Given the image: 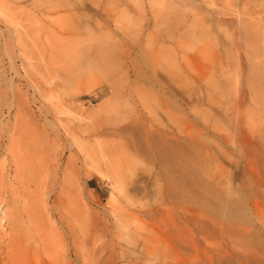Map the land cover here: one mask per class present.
Masks as SVG:
<instances>
[{
    "label": "rangeland",
    "instance_id": "374dc122",
    "mask_svg": "<svg viewBox=\"0 0 264 264\" xmlns=\"http://www.w3.org/2000/svg\"><path fill=\"white\" fill-rule=\"evenodd\" d=\"M0 264H264V0H0Z\"/></svg>",
    "mask_w": 264,
    "mask_h": 264
},
{
    "label": "bare ground",
    "instance_id": "6f19581e",
    "mask_svg": "<svg viewBox=\"0 0 264 264\" xmlns=\"http://www.w3.org/2000/svg\"><path fill=\"white\" fill-rule=\"evenodd\" d=\"M132 50V49H131ZM157 130L158 131H156L158 134L157 135H159L158 136V138L159 139H157V138H155L157 135L156 134H154L153 135V132L152 131H149L148 132V135H149V137H147L145 140V142H143V141H139L138 143H136V144H134V146H135V148L138 150V151H140V152H143V153H148L150 150H153L152 148V143H154V145L156 144L157 146L156 147H158V148H160V149H162V148H167L168 146H170V144H171V139H172V137H171V135H169V133L166 131V130H162V129H159V128H157ZM142 132V131H141ZM133 134V133H132ZM139 134V133H138ZM155 139H157V140H155ZM152 141H155V142H152ZM134 142V141H133ZM175 142V141H174ZM57 145V144H56ZM62 147V146H61ZM163 150H165V149H163ZM59 153L60 152H58V155H59ZM63 153V152H62ZM60 157V156H59ZM170 157V156H169ZM53 161V160H52ZM49 162V161H48ZM53 166H56L55 167V169L57 170L58 168H59V163H58V159H56V163L55 164H51V165H49V167H48V169H51ZM105 244V243H104ZM110 244H112V243H110ZM103 246H105V245H103ZM112 248H113V246H112ZM106 249V248H105ZM109 251H111V250H109ZM113 251V250H112Z\"/></svg>",
    "mask_w": 264,
    "mask_h": 264
}]
</instances>
